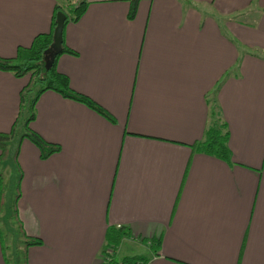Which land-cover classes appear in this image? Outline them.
I'll use <instances>...</instances> for the list:
<instances>
[{
	"label": "crops",
	"instance_id": "1",
	"mask_svg": "<svg viewBox=\"0 0 264 264\" xmlns=\"http://www.w3.org/2000/svg\"><path fill=\"white\" fill-rule=\"evenodd\" d=\"M68 1L0 0V57L47 33ZM84 1L54 67L112 121L38 95L29 128L59 150L42 160L24 138L12 164L15 217L41 243L24 248L12 210L0 211V264H100L107 228L120 226L116 262L126 239L145 264H264V0ZM26 82L0 70V132ZM215 119L225 159L195 148Z\"/></svg>",
	"mask_w": 264,
	"mask_h": 264
},
{
	"label": "trees",
	"instance_id": "2",
	"mask_svg": "<svg viewBox=\"0 0 264 264\" xmlns=\"http://www.w3.org/2000/svg\"><path fill=\"white\" fill-rule=\"evenodd\" d=\"M86 2L84 0L68 1L64 7H56L55 13L61 11L64 16V24L69 21H75L84 11ZM52 16L51 28L47 33L36 35L29 46L18 47L15 56L12 58L0 57V70L12 73L16 77H27L26 84L21 88L19 93V112L17 118L11 125L9 131L0 132V162L16 157L18 144L21 139H27L33 143L37 150L40 159L44 160L51 154L59 150V146L44 141L39 135L30 130L29 121L33 118L34 103L38 95L44 91L50 90L60 94L64 98H68L82 103L97 114L112 121L111 116L95 102L86 96L73 91L67 81V77L55 70L54 61L48 70L44 69L42 62V53L46 50L50 43L51 33L54 26V17ZM134 13V3L131 4L128 16L131 17ZM61 52L71 53L70 50L62 47ZM211 102V101H210ZM211 108L215 110V103L212 101ZM20 125L21 131L17 134V126ZM16 135V136H15ZM15 138V143L11 139ZM227 132L224 124L217 119L212 120L204 134V138L197 142L195 148L200 152L225 159L228 156L226 146ZM11 142V144H10ZM14 143V145L12 144ZM13 145V146H12ZM18 172L17 168H15ZM20 179V171L17 173L14 186V195L10 209L13 217L16 216L15 207L18 194V181ZM2 184V171L0 168V186ZM3 198L2 188L0 189V201ZM16 230L22 236L23 247L26 248L32 245H39L41 241L38 238L27 236L22 229L20 221L15 217ZM129 231L120 226L118 228L110 227L105 232V248L101 252L100 264H145L146 259L140 255L126 256L121 261L116 262L113 258L115 247L119 244L123 236H128ZM1 242L5 241V236L0 235ZM153 244L158 245V241Z\"/></svg>",
	"mask_w": 264,
	"mask_h": 264
},
{
	"label": "rangeland",
	"instance_id": "3",
	"mask_svg": "<svg viewBox=\"0 0 264 264\" xmlns=\"http://www.w3.org/2000/svg\"><path fill=\"white\" fill-rule=\"evenodd\" d=\"M16 130L18 131L17 134L21 131L20 125L17 126ZM16 136V135H15ZM15 143V142H14ZM14 145V144H13ZM12 145V146H13ZM4 168H1L2 174L4 175L3 183H2V192H3V204L0 206V211L4 209L10 210L11 201L14 195V186H15V179L17 177V172L15 168H13L12 161L10 159L5 160ZM5 220H0V235L4 236L6 229L9 225L5 226ZM4 232H2V231ZM14 235H17L15 232ZM8 240H10V235H8ZM135 241L131 240H124L117 249L116 259L117 261H121L123 257L131 256V255H147V251H145L144 246H141L140 243H134Z\"/></svg>",
	"mask_w": 264,
	"mask_h": 264
},
{
	"label": "water",
	"instance_id": "4",
	"mask_svg": "<svg viewBox=\"0 0 264 264\" xmlns=\"http://www.w3.org/2000/svg\"><path fill=\"white\" fill-rule=\"evenodd\" d=\"M65 16L61 11L55 13L54 26L51 33L50 43L42 53V62L45 70H48L55 57L62 51V27Z\"/></svg>",
	"mask_w": 264,
	"mask_h": 264
}]
</instances>
